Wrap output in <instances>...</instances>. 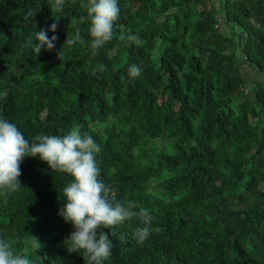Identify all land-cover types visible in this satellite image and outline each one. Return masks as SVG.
Returning <instances> with one entry per match:
<instances>
[{
    "label": "trees",
    "instance_id": "1",
    "mask_svg": "<svg viewBox=\"0 0 264 264\" xmlns=\"http://www.w3.org/2000/svg\"><path fill=\"white\" fill-rule=\"evenodd\" d=\"M53 3L0 0V118L29 143L79 125L101 146L114 203L153 214L142 244L138 216L98 229L113 245L103 264H264V0H118L114 37L96 50L88 0ZM40 29L57 40L37 55L23 44ZM77 30L84 42L64 45ZM239 63L260 76L250 89ZM20 168V189L0 194V239L31 264H87L58 214L72 178L39 157Z\"/></svg>",
    "mask_w": 264,
    "mask_h": 264
},
{
    "label": "clouds",
    "instance_id": "2",
    "mask_svg": "<svg viewBox=\"0 0 264 264\" xmlns=\"http://www.w3.org/2000/svg\"><path fill=\"white\" fill-rule=\"evenodd\" d=\"M64 2L65 0H54L52 7L58 12L62 11ZM86 10L87 16L81 17V20L90 22L88 31L91 48L96 50L114 37L113 25L118 20L120 11L118 0H88ZM57 28L58 25L53 23L48 31L55 33ZM56 40V35L49 38L47 31L40 29L28 35L23 47L31 48L38 55L42 48L53 50ZM119 40L137 45L143 43L138 36H126L123 33L119 35ZM77 41L84 42L79 30L74 38H67L64 45L71 46ZM61 50L57 53L58 58ZM99 70H106V66L100 65ZM141 71L139 65L132 64L129 75L138 77ZM95 74L94 69L92 75ZM100 151L101 146L91 135L82 134L79 125L63 136L40 134L34 138V142L29 143L15 124L0 118V194L7 196L20 189V165L26 157H39L51 170L68 174L72 180L63 189L67 203L58 214L74 228L66 241L70 245V251L83 252L87 264H103L111 255L112 242L108 233L97 231L100 228L110 229L138 216L143 227L136 229L135 239L141 244L153 231L159 230L153 228V214L146 208H139L135 201L128 202L126 206L114 203L112 187L100 179L101 171L96 159ZM137 208L139 211L134 210ZM31 245L33 248L41 247L34 236H31ZM26 253L27 249L19 252L6 239H0V264H31Z\"/></svg>",
    "mask_w": 264,
    "mask_h": 264
},
{
    "label": "rangeland",
    "instance_id": "3",
    "mask_svg": "<svg viewBox=\"0 0 264 264\" xmlns=\"http://www.w3.org/2000/svg\"><path fill=\"white\" fill-rule=\"evenodd\" d=\"M214 1H216V0H214ZM239 65V67H240V69H241V71H242V73H243V75L245 76V78L246 79H248L247 81H248V83L250 84L251 82V85H249V89L252 87V84H254L253 82L256 80L255 79V77L257 78V79H259L260 78V76L257 74L256 76L255 75H253V72H254V70H251L248 66H247V64H241V63H239L238 64ZM261 79H263V77L261 76ZM253 80V81H252ZM251 81V82H250ZM262 81V80H261ZM235 105V104H234ZM233 105V107H235Z\"/></svg>",
    "mask_w": 264,
    "mask_h": 264
}]
</instances>
